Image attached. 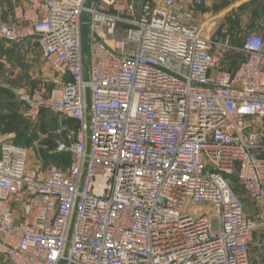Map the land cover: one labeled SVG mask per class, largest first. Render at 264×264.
<instances>
[{"label": "built area", "instance_id": "obj_1", "mask_svg": "<svg viewBox=\"0 0 264 264\" xmlns=\"http://www.w3.org/2000/svg\"><path fill=\"white\" fill-rule=\"evenodd\" d=\"M193 16L179 0L0 11V39H33L54 73L15 100L30 119L62 120L53 150L68 156L66 170L41 175L0 136L6 264H250L258 224L229 176L263 206L264 35L237 47Z\"/></svg>", "mask_w": 264, "mask_h": 264}, {"label": "rangeland", "instance_id": "obj_2", "mask_svg": "<svg viewBox=\"0 0 264 264\" xmlns=\"http://www.w3.org/2000/svg\"><path fill=\"white\" fill-rule=\"evenodd\" d=\"M9 1L11 2L10 11L4 14L3 10H0L6 16L17 6L25 4L18 3L17 0ZM197 16H193L195 22L202 26L207 34L214 36L215 28L209 24L212 19L206 18L201 22ZM87 33V28L83 27V53L86 60H88ZM53 75L50 64L33 39L19 42L0 39V136L26 147L28 164L38 169L41 175H44L52 165L63 170H66L68 166V156H60L53 150L57 139L54 130L59 120L55 114L46 111H43L36 119L26 117L24 107L15 100L14 90L32 88L39 83L49 81ZM85 78L89 79L86 69ZM254 126L261 132L262 140H264V119L256 120ZM259 153L264 154V151ZM229 178L232 180L236 193L244 199L247 214L258 224L249 247V263L264 264V223L259 220V214L264 211V204L261 206L250 199L240 189L234 176ZM6 262L5 257L0 255V264H6Z\"/></svg>", "mask_w": 264, "mask_h": 264}, {"label": "crops", "instance_id": "obj_3", "mask_svg": "<svg viewBox=\"0 0 264 264\" xmlns=\"http://www.w3.org/2000/svg\"><path fill=\"white\" fill-rule=\"evenodd\" d=\"M17 1L26 3L25 0ZM179 1L194 15H198L199 21L202 22L206 18L212 19L209 24L214 26L215 32L220 30L218 39L227 38L237 47L242 45L244 37L249 33L264 35V0H201L200 3H196L195 0ZM10 4L9 0H0V10L6 14L11 9ZM239 60L238 55L231 54L224 68L234 71ZM58 120L59 123L62 121L59 118ZM261 155L264 156V154Z\"/></svg>", "mask_w": 264, "mask_h": 264}, {"label": "water", "instance_id": "obj_4", "mask_svg": "<svg viewBox=\"0 0 264 264\" xmlns=\"http://www.w3.org/2000/svg\"><path fill=\"white\" fill-rule=\"evenodd\" d=\"M219 34H220V30H217L216 33H215V35L213 36V39L214 40H217L218 37H219Z\"/></svg>", "mask_w": 264, "mask_h": 264}, {"label": "trees", "instance_id": "obj_5", "mask_svg": "<svg viewBox=\"0 0 264 264\" xmlns=\"http://www.w3.org/2000/svg\"><path fill=\"white\" fill-rule=\"evenodd\" d=\"M56 154H58V155H60V156H67V155H65L64 153H56Z\"/></svg>", "mask_w": 264, "mask_h": 264}]
</instances>
